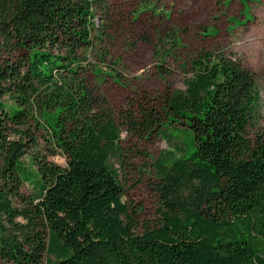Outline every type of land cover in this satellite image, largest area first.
<instances>
[{"label":"trees","instance_id":"16d2710c","mask_svg":"<svg viewBox=\"0 0 264 264\" xmlns=\"http://www.w3.org/2000/svg\"><path fill=\"white\" fill-rule=\"evenodd\" d=\"M111 19L107 0H0V261L264 264V126L249 131L255 74L201 49L182 67L183 89L117 116L87 75ZM159 40L181 46L176 31ZM172 124L185 133L168 134ZM123 131L181 142L152 164L159 216L142 232L112 162ZM58 153L66 166L48 160Z\"/></svg>","mask_w":264,"mask_h":264},{"label":"rangeland","instance_id":"374dc122","mask_svg":"<svg viewBox=\"0 0 264 264\" xmlns=\"http://www.w3.org/2000/svg\"><path fill=\"white\" fill-rule=\"evenodd\" d=\"M107 3L112 24L104 40L98 39L88 51L92 66L87 75L90 85L98 87L107 97L117 116L145 102L159 107L167 90L183 89L186 75L183 65L193 53L204 49L231 55L255 74L260 102L258 118L249 131L264 126V0H107ZM167 29L178 33L181 46L172 48L168 42L159 40L160 33ZM111 63L114 70L108 67ZM184 128V124H172L167 131L175 135L177 129ZM121 137L122 155L112 162L120 172L123 199L129 205L134 231L142 232L159 216L160 197L152 164L160 152L181 142L176 136L166 141L156 134L139 139L126 131ZM34 151L35 148L29 149L24 159ZM47 158L66 166L63 154ZM21 190L28 195L33 188L24 183Z\"/></svg>","mask_w":264,"mask_h":264}]
</instances>
